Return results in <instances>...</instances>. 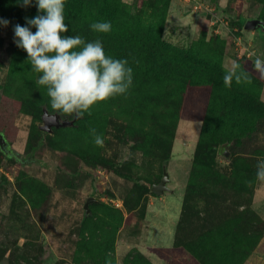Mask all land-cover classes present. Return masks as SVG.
Wrapping results in <instances>:
<instances>
[{"label":"rangeland","instance_id":"rangeland-1","mask_svg":"<svg viewBox=\"0 0 264 264\" xmlns=\"http://www.w3.org/2000/svg\"><path fill=\"white\" fill-rule=\"evenodd\" d=\"M123 1L137 12L150 0ZM260 11L253 0H171L164 38L181 47L189 46L203 35L208 40L221 38L225 41L224 68L244 56L254 62L256 56L264 57V30L233 27L229 16L247 20L257 18ZM0 37L3 42L0 47V130L3 131L0 132L5 131L10 148L19 156L0 153V264H95V259L84 253L87 249L84 243L90 247L96 242L102 245L103 252L97 255L101 257L112 241H115L112 255L117 264L136 249L151 260L153 257L154 264H164L153 248L173 245L209 89L192 87L186 92L175 125L172 119L162 115L159 99L149 93L157 92L153 88L142 90L135 85L136 91L130 90L126 96L98 106L104 145L98 147L90 142L88 147L113 161L114 167L86 163L74 152L80 142L70 139L71 144L64 143L63 148H55L46 141L28 154L29 139L43 120L23 111L27 92H17L12 84L11 92H5L14 30L2 27ZM144 129L154 133V143L146 150L133 135L134 130ZM243 141V151L264 154V130ZM162 145L171 149L165 164L172 192L157 196L152 191H142L139 185L145 180L158 183L162 179L165 165L161 162L165 155ZM219 149L218 160L226 166L227 153L231 156L233 149L227 145ZM30 155L34 157L33 163H23ZM138 179L141 181L137 185ZM28 181L38 183L39 192H29ZM90 196L96 201L90 204L91 212L86 214L84 205ZM251 197V207L264 219V186L257 183ZM94 203L101 204L100 211L96 208L100 215L105 212L110 215L104 216L106 223L85 221L94 212ZM99 226H106L103 232ZM4 251L6 255L2 257ZM245 264H264V236Z\"/></svg>","mask_w":264,"mask_h":264},{"label":"trees","instance_id":"trees-1","mask_svg":"<svg viewBox=\"0 0 264 264\" xmlns=\"http://www.w3.org/2000/svg\"><path fill=\"white\" fill-rule=\"evenodd\" d=\"M253 2L261 9L257 18L264 20V0ZM145 4L135 12L132 5L123 0H66L67 34L80 35L89 42L100 39L108 55L127 59L134 73L131 90L136 91L135 85L142 90L147 87L157 90L149 93L159 99L162 115L172 119L174 125L180 118L186 92L192 87L209 89L173 245L155 247L153 251L164 260V264H245L264 236V219L251 207V195L258 183L255 180L256 164L258 158L264 159V154L257 151L248 153L242 149L244 139L264 130V78L254 71V63L244 56L237 58V62L241 68L249 71L252 83L238 85L233 82L231 88H226L222 79L225 41L221 38L208 40L203 35L186 47L172 44L164 38L171 0H150ZM36 15L35 6L24 8L18 0H0V18L10 21L7 28L11 30L16 24L26 26L25 18ZM97 21H110L112 31L107 34L93 32L90 25ZM245 22L242 16H229V23L233 27H243ZM2 27L0 25V31ZM32 31L36 29L32 28ZM10 51L8 83L3 87L5 92H11V84L17 88V92H27L23 111L32 113L36 119H41L45 108L56 113L51 108L46 88L38 87L35 83L40 74L31 70L27 62L28 54L15 42ZM103 104L105 102L98 103L93 107L91 116L85 114L77 118L72 126L53 127L52 133L36 128V134L29 139L27 153L31 154L33 149L46 141L55 148H63L64 143L71 144L68 142L70 139L80 142L74 152L86 163L116 166L113 161L92 149L90 151L88 147L93 142L90 128L103 135V122L99 121L101 114L97 112V107ZM62 117L73 119L68 115ZM4 134L8 138L5 131ZM133 135L143 150L154 143L151 130H134ZM222 145L233 149L226 166L218 160ZM163 150L165 155L161 162L165 164L171 149L164 147ZM16 157L19 158L18 155ZM33 158L30 155L23 163H33ZM139 180L137 185L140 184ZM246 181H252V184L249 186ZM153 183L145 180L139 186L147 192L151 191ZM26 186L31 193L39 192L38 183L28 181ZM100 205L93 204L94 212L85 221L96 224L98 221L107 222L104 216L110 215L108 212L100 215ZM146 208L147 203L143 205L145 213ZM94 218L97 220L94 221ZM105 227L99 226L101 232ZM85 243L87 249L84 253L94 258L95 264H117L112 255L115 241L108 243L101 257L97 255L103 252L102 245L96 242L90 247ZM5 255V251L2 252L1 256ZM180 255L183 256L181 259ZM148 256L136 249L129 252L121 264H154ZM187 256L191 259H186Z\"/></svg>","mask_w":264,"mask_h":264},{"label":"clouds","instance_id":"clouds-1","mask_svg":"<svg viewBox=\"0 0 264 264\" xmlns=\"http://www.w3.org/2000/svg\"><path fill=\"white\" fill-rule=\"evenodd\" d=\"M18 3L24 8H37L35 17L25 18L26 26H14V42L28 54L31 70L40 74L35 83L46 88L53 111L76 118L91 116L98 103L129 94L134 80L129 61L108 55L100 39L89 42L80 35H68L66 0H18ZM9 24V20L0 18V25ZM90 28L107 34L112 31V24L97 21ZM253 63L254 71L264 78V57L256 56ZM222 79L226 88H231L233 82L252 83L249 71L235 60L225 68ZM89 132L93 143L103 147L104 137L95 128ZM255 180L264 186V159L258 158ZM246 183L250 186L252 181Z\"/></svg>","mask_w":264,"mask_h":264},{"label":"water","instance_id":"water-1","mask_svg":"<svg viewBox=\"0 0 264 264\" xmlns=\"http://www.w3.org/2000/svg\"><path fill=\"white\" fill-rule=\"evenodd\" d=\"M244 28L247 30L258 29V28L264 29V20L259 18L247 19L244 24ZM76 119L77 118L75 116L73 117V119H69L68 117L63 118L60 113L58 112L52 113L49 112L47 108H45L42 115L43 123L40 125V129L46 132H52L53 127L60 128V127L72 126L75 123ZM10 147L11 146L9 140L6 138L5 134L1 132L0 151L9 157L16 156V152ZM229 156H230L229 153H227V157ZM169 182H170V174L166 165H164L163 177L160 180V182L152 184L151 191L155 193L157 196H161L166 192H172V189L168 185ZM95 201H96L95 197L92 196L88 197L84 205L86 214H89L91 212L90 204Z\"/></svg>","mask_w":264,"mask_h":264},{"label":"crops","instance_id":"crops-1","mask_svg":"<svg viewBox=\"0 0 264 264\" xmlns=\"http://www.w3.org/2000/svg\"><path fill=\"white\" fill-rule=\"evenodd\" d=\"M259 32V31H258ZM263 36V35H262ZM263 92H264V90H263ZM174 240V239H173ZM173 244V243H172ZM168 247H170V246H168ZM152 260H154V258L152 257Z\"/></svg>","mask_w":264,"mask_h":264},{"label":"flooded vegetation","instance_id":"flooded-vegetation-1","mask_svg":"<svg viewBox=\"0 0 264 264\" xmlns=\"http://www.w3.org/2000/svg\"><path fill=\"white\" fill-rule=\"evenodd\" d=\"M259 29H262V28H258L257 30L259 31ZM264 30V29H263ZM16 156H17V154H16Z\"/></svg>","mask_w":264,"mask_h":264}]
</instances>
